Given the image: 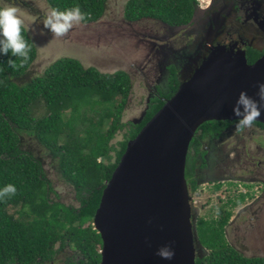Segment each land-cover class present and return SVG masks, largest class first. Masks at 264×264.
I'll use <instances>...</instances> for the list:
<instances>
[{
	"label": "trees",
	"instance_id": "1",
	"mask_svg": "<svg viewBox=\"0 0 264 264\" xmlns=\"http://www.w3.org/2000/svg\"><path fill=\"white\" fill-rule=\"evenodd\" d=\"M107 1L47 0L60 11L79 6L85 23L103 16ZM197 4L198 0H129L124 16L129 22L149 18L177 26L192 19ZM22 34L32 45L28 62L21 65L19 58L11 57L16 61L13 68L8 65L9 56H0V187L14 184L17 188L14 196L0 202V264L54 261L67 247L76 254L66 264H101L103 240L94 217L103 190L128 142L163 107L164 98L176 93L179 77L172 67L167 92L152 97L140 122L124 123L122 116L132 89L127 71L102 72L76 58L61 57L42 74L28 78L38 49L25 26ZM261 53L252 52V61ZM233 122L212 120L197 129L186 166L190 193L199 188L195 174L201 140L219 136ZM255 123L264 130L263 123ZM124 128V138L113 143ZM29 138L51 152L63 179L75 188L80 206L51 199L53 188L42 160L25 148ZM220 188L216 184L211 191ZM229 190L225 202L196 219L202 246L196 264H264V256L244 255L227 237L235 209L253 196L232 195V188Z\"/></svg>",
	"mask_w": 264,
	"mask_h": 264
},
{
	"label": "water",
	"instance_id": "2",
	"mask_svg": "<svg viewBox=\"0 0 264 264\" xmlns=\"http://www.w3.org/2000/svg\"><path fill=\"white\" fill-rule=\"evenodd\" d=\"M259 83L264 56L249 64L244 51L215 47L128 142L94 217L101 264H196L202 246L186 178L190 143L207 121L237 120L232 109L239 93L258 99ZM256 122L264 124V113ZM164 245L174 249L172 260L156 255Z\"/></svg>",
	"mask_w": 264,
	"mask_h": 264
},
{
	"label": "rangeland",
	"instance_id": "3",
	"mask_svg": "<svg viewBox=\"0 0 264 264\" xmlns=\"http://www.w3.org/2000/svg\"><path fill=\"white\" fill-rule=\"evenodd\" d=\"M128 1L108 0L105 13L99 20L90 23L82 21L65 36L54 37L43 28V20L51 9L47 0H9L20 9L19 14L24 20L23 26L27 28L38 49L37 58L30 67L28 78L42 74L51 62L61 57L76 58L84 66H95L102 72L127 71L131 77L132 89L122 121L129 123L139 119L147 109L149 95L151 92L153 94L156 92H153L155 90L153 85L157 83L156 75H159V72H155L152 67L158 62L155 53L157 46L164 43L161 37L165 36V29L163 24L155 19L144 18L135 22L126 20L124 13ZM198 1L201 5L205 4L203 0ZM3 2L4 0H0L1 5ZM126 129L117 132L112 142L117 144L121 141ZM238 135L240 142L243 138L245 140L246 136L240 133ZM255 137L256 143L264 149V136ZM236 138L234 133L233 137L223 142L225 151L234 145L240 150L243 149V143L238 145L239 141ZM245 141L248 143L247 146L255 151V144L253 143L252 146L249 144L252 140ZM232 142H234L233 145H231ZM25 148L42 160L47 178L53 188L50 194L51 199L62 201L67 205L80 206L75 188L63 179L58 162L51 152L32 138L27 140ZM258 157L264 162V151H260ZM245 159L250 162V157L244 154L241 159L235 160V171H237L235 175H238L245 167L243 162ZM258 169L261 170L263 183L253 184L251 188L253 196L235 209L227 226V237L230 243L246 256H264V166H258ZM251 171L249 174L244 173L250 175ZM238 184L237 182L233 185L238 186ZM211 187L213 184L200 185L193 195L192 205L197 209V218L200 215L209 214L225 202L230 194L226 186L218 192L211 191ZM238 189L246 190L240 186ZM15 210L11 209V211ZM75 254L74 250L67 247L59 252L54 261L41 264H66L67 258H73Z\"/></svg>",
	"mask_w": 264,
	"mask_h": 264
},
{
	"label": "flooded vegetation",
	"instance_id": "4",
	"mask_svg": "<svg viewBox=\"0 0 264 264\" xmlns=\"http://www.w3.org/2000/svg\"><path fill=\"white\" fill-rule=\"evenodd\" d=\"M203 1L204 5L198 1L192 19L186 24L174 26L160 21L165 29V36L161 37L164 43L157 46L155 53L158 62L152 68L155 72H159V75H156L157 83L153 85L155 88L153 92H156L154 94L151 92L148 103L155 95H161L160 91L167 92L172 67L176 69L181 84L194 74L215 47L220 46L234 53L244 51L249 64H254L264 56V0ZM252 52L262 53L252 61ZM164 99L167 100L166 97ZM235 121L219 136H207L201 140L200 152H194L197 153L195 177L198 187L203 184H213V186L219 184L220 190L226 186L227 192H231L229 190L231 187L233 194L241 195L254 194L251 191L253 184L263 183L258 166H264V162L258 154L264 149L256 143L255 136L263 137L264 130L254 122L252 127L241 131L237 127L238 121ZM234 133L237 136L236 140L239 141L238 145L243 143V149L240 150L234 145L225 151L223 142L233 137ZM239 133L246 136L245 140H252L249 144L251 146L255 144V151L247 146L248 143L244 138L240 142ZM233 144L234 142L231 143ZM243 154L250 157V162L245 159L243 161L245 167L240 170V175H235L237 173L235 160L241 159ZM250 170H252L250 175L244 173L249 174ZM237 182L238 186H234L233 184ZM239 186L246 190H239ZM197 191L190 193L191 203ZM198 250L202 251L201 248Z\"/></svg>",
	"mask_w": 264,
	"mask_h": 264
},
{
	"label": "clouds",
	"instance_id": "5",
	"mask_svg": "<svg viewBox=\"0 0 264 264\" xmlns=\"http://www.w3.org/2000/svg\"><path fill=\"white\" fill-rule=\"evenodd\" d=\"M20 9L15 3L4 0L0 6V56H9L8 65L16 66L15 59L19 58L21 65L30 59L32 45L22 34L24 20L20 16ZM85 14L79 6L60 11L51 8L43 20V28L54 37L65 36L75 25L85 21ZM258 99H253L245 91H241L233 106V114L238 118L237 127L243 131L253 126L254 122L264 113V83L258 84L256 93ZM17 192L14 184L0 187V202L10 199ZM156 255L165 260H172L175 251L170 245L157 249Z\"/></svg>",
	"mask_w": 264,
	"mask_h": 264
}]
</instances>
